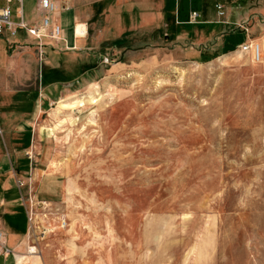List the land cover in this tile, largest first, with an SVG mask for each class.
Masks as SVG:
<instances>
[{"label": "rangeland", "instance_id": "obj_1", "mask_svg": "<svg viewBox=\"0 0 264 264\" xmlns=\"http://www.w3.org/2000/svg\"><path fill=\"white\" fill-rule=\"evenodd\" d=\"M99 1L86 5L92 49L46 51L43 64L31 50L49 99L38 131L64 191L35 210L17 264H264V52L191 60L247 35L264 48V0ZM192 9L212 24L179 26ZM48 70L64 84H46Z\"/></svg>", "mask_w": 264, "mask_h": 264}, {"label": "crops", "instance_id": "obj_2", "mask_svg": "<svg viewBox=\"0 0 264 264\" xmlns=\"http://www.w3.org/2000/svg\"><path fill=\"white\" fill-rule=\"evenodd\" d=\"M52 1L58 7L53 20L61 26L63 39L60 41L48 40L47 54L49 51L59 53V51L64 50L84 51L92 49L93 47L89 48L87 39L88 35H90V23H88V20L90 16L91 18H96L95 14L97 13L94 10L96 8L94 5L90 7L86 5L88 2L95 3L99 0ZM106 1L108 0H104V2ZM99 2L103 1L100 0ZM0 3L2 6L5 4L3 1H0ZM39 3L40 0H24L23 2L24 18L31 25H40L42 14L38 11ZM13 5H18V3L14 2L11 6ZM66 6L69 7V10L64 9ZM26 8L28 12H26ZM134 8L135 5H133L131 10H128L132 12ZM193 10L189 13V19L192 12H197ZM207 12L210 11L206 9ZM15 15L18 19L17 12ZM209 16L208 18H210ZM189 19L188 21H181L179 26L210 23L200 22L199 24H192ZM84 27L85 29L82 30ZM177 32L182 33V31ZM195 32L197 31H191V33ZM91 35V44L94 45V41L98 40L97 34ZM185 36L189 37L187 33H185ZM105 40L108 41L109 39ZM34 42L23 30H19L16 37H11L8 33L0 37V225L8 236V242L11 237L17 239V243L13 247L15 251H18L22 246L25 247V236L29 232L27 211L23 203V197L27 196L29 191L28 186L33 187V195L37 201L48 203H56L53 197L59 194L60 191H64L63 186L54 178L57 174L51 173L54 172L52 166H50L54 160V153H52V149H54L53 143L49 136L43 132L44 130L38 131V117L45 112L44 108L49 99L42 95L40 97L37 86L38 78L34 76V72L38 68L31 50H36V47L31 48V45H29L35 44L36 46V42ZM224 42H226V39ZM10 44H14V46ZM200 46L203 45L200 44ZM21 49L25 50L21 51ZM190 49H194V46L190 47ZM215 54L194 53L191 57H204ZM80 68L85 71L78 72V75L79 73L83 75L90 70L85 65ZM45 73L42 79H45L46 84H64L63 80H59L60 78L55 79L54 73L56 72L48 70ZM24 78L27 80L25 83H31L32 79L35 78L34 85L36 87L26 90H21V87L17 88L16 84L22 83ZM28 153L35 154L33 161L29 159ZM45 165L47 166L43 169ZM21 181L25 183L24 188H19V182ZM11 257L7 259L0 258V260L6 264V261ZM13 264H17V260L14 257Z\"/></svg>", "mask_w": 264, "mask_h": 264}, {"label": "built area", "instance_id": "obj_3", "mask_svg": "<svg viewBox=\"0 0 264 264\" xmlns=\"http://www.w3.org/2000/svg\"><path fill=\"white\" fill-rule=\"evenodd\" d=\"M5 2L3 6L0 7V37H3L6 33L10 34L11 37H16L19 30H23L26 34L36 42V51L38 54V59L40 64H43L46 49L48 47L47 41H60L62 37V28L60 25L56 24L53 20V16L58 10L57 5L52 0H40L38 11L41 16V22L39 26L31 25L26 22L23 15V2L24 0H0ZM16 2L19 5L17 9V16L19 22H13L12 16V4ZM65 10H69V7H64ZM219 16H224V13L220 12ZM200 15L197 12H192L190 15V23L195 24L199 21ZM234 53H240L241 55H250L253 63H260L263 59L264 48L263 45L256 40H251L247 35L246 41L238 45ZM35 154L28 153V157L33 161ZM25 183L19 182V188H24ZM27 196L23 197V203L25 204L29 232L32 228L34 220H36L35 210L41 208L42 210H47L50 207V203L37 201L33 195V187L30 185ZM37 211V210H36ZM65 223V222H64ZM8 242V236L6 232L2 229L0 225V258L7 259L8 257H14L17 260V254L14 249H10Z\"/></svg>", "mask_w": 264, "mask_h": 264}, {"label": "bare ground", "instance_id": "obj_4", "mask_svg": "<svg viewBox=\"0 0 264 264\" xmlns=\"http://www.w3.org/2000/svg\"><path fill=\"white\" fill-rule=\"evenodd\" d=\"M85 29V27L84 28H82V30H84ZM78 35V34H77ZM79 36V35H78ZM98 89H97V87H94L93 88V90H92V92H96ZM84 101V100H83ZM83 101H78V102H74L73 104H69V105H66V106H63V109H65V111L66 110H68V111H75V110H78L79 108H84L85 107V103L83 102ZM84 103V104H83ZM98 103H99V101H95V99H93V98H89L88 100H87V103H86V105L87 104H89V105H98ZM61 109H62V107H61ZM60 166V165H59ZM62 166V165H61ZM55 169V168H54ZM34 251L33 252H35V250L36 249H33ZM36 254V253H35Z\"/></svg>", "mask_w": 264, "mask_h": 264}, {"label": "trees", "instance_id": "obj_5", "mask_svg": "<svg viewBox=\"0 0 264 264\" xmlns=\"http://www.w3.org/2000/svg\"><path fill=\"white\" fill-rule=\"evenodd\" d=\"M236 48H237V47H236ZM236 48H234V49H232V50H230V51H228V52H224V53H222V54L217 53V54L212 55V56H210V57H206L205 59H204L203 57H193V58H191V60H193V61H195V62H198V63H200V64L207 63V62H211L212 60H214V59L220 57L221 55H224V54H226V53H229V52L235 51ZM90 67H91V69L93 68V66H89L88 69H90Z\"/></svg>", "mask_w": 264, "mask_h": 264}]
</instances>
